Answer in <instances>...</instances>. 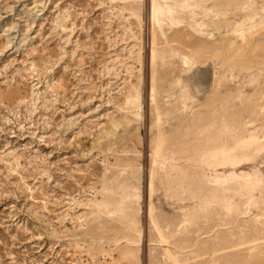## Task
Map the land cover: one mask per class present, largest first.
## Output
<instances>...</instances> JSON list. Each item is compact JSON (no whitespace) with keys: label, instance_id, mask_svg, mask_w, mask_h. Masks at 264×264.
Segmentation results:
<instances>
[{"label":"rangeland","instance_id":"obj_1","mask_svg":"<svg viewBox=\"0 0 264 264\" xmlns=\"http://www.w3.org/2000/svg\"><path fill=\"white\" fill-rule=\"evenodd\" d=\"M0 264H264V0H0Z\"/></svg>","mask_w":264,"mask_h":264}]
</instances>
